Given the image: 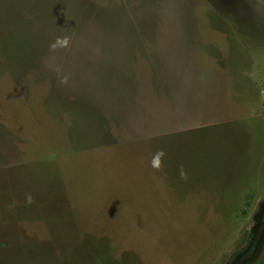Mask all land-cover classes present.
<instances>
[{"label":"rangeland","instance_id":"rangeland-1","mask_svg":"<svg viewBox=\"0 0 264 264\" xmlns=\"http://www.w3.org/2000/svg\"><path fill=\"white\" fill-rule=\"evenodd\" d=\"M0 264H264V0H0Z\"/></svg>","mask_w":264,"mask_h":264},{"label":"clouds","instance_id":"clouds-1","mask_svg":"<svg viewBox=\"0 0 264 264\" xmlns=\"http://www.w3.org/2000/svg\"><path fill=\"white\" fill-rule=\"evenodd\" d=\"M163 156H164L163 151H160V152H158V153L156 154L155 161H156V164H157V165H159V163H160V158L163 157ZM181 178H185L183 172H181Z\"/></svg>","mask_w":264,"mask_h":264}]
</instances>
